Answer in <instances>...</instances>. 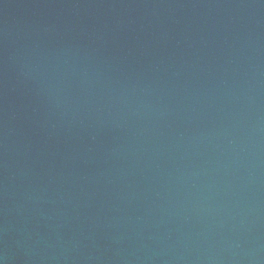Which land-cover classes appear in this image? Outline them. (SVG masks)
<instances>
[{
  "label": "water",
  "instance_id": "obj_1",
  "mask_svg": "<svg viewBox=\"0 0 264 264\" xmlns=\"http://www.w3.org/2000/svg\"><path fill=\"white\" fill-rule=\"evenodd\" d=\"M0 264H264V0H0Z\"/></svg>",
  "mask_w": 264,
  "mask_h": 264
}]
</instances>
